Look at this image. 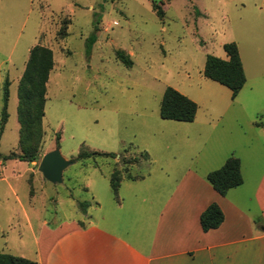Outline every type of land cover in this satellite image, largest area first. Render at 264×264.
Wrapping results in <instances>:
<instances>
[{
	"label": "rangeland",
	"instance_id": "obj_1",
	"mask_svg": "<svg viewBox=\"0 0 264 264\" xmlns=\"http://www.w3.org/2000/svg\"><path fill=\"white\" fill-rule=\"evenodd\" d=\"M153 3L164 10L163 19ZM230 43L239 46L247 76L236 99L204 76L208 56L227 60L224 46ZM36 46L51 49L55 63L43 142L34 166L20 160L0 165V178H8L0 182V229L5 231H0V254L19 255L20 236L31 244L23 210L20 226L10 220L18 199L33 219L86 223L96 203L116 201L110 181L116 169L139 179L187 172L228 149L243 161L244 172L264 170V0H0L4 156L23 154L19 87ZM7 82L8 121L2 130ZM169 87L198 104L194 122L162 119ZM58 149L75 162L65 170V183L31 177L28 172H39L43 157ZM83 152L89 155L80 159ZM104 153L116 158L97 155ZM144 153L149 160L135 161ZM128 184L123 182L120 197Z\"/></svg>",
	"mask_w": 264,
	"mask_h": 264
},
{
	"label": "crops",
	"instance_id": "obj_2",
	"mask_svg": "<svg viewBox=\"0 0 264 264\" xmlns=\"http://www.w3.org/2000/svg\"><path fill=\"white\" fill-rule=\"evenodd\" d=\"M223 151L210 160L204 157L198 169L124 179L130 182L125 196L113 203H96L86 223L33 219L9 185L18 199L10 220L20 226L22 209L23 227L31 240L27 244L20 236V253L14 256L39 264H264V170L252 167V172H244L241 161L243 184L221 196L208 175L237 157L234 150ZM0 165L4 166L3 160ZM28 173L48 182L40 172ZM2 181L8 178L3 175ZM212 204L220 206L225 219L219 228L205 232L201 216ZM5 205L10 211L8 202ZM0 231L5 233L4 228Z\"/></svg>",
	"mask_w": 264,
	"mask_h": 264
},
{
	"label": "trees",
	"instance_id": "obj_3",
	"mask_svg": "<svg viewBox=\"0 0 264 264\" xmlns=\"http://www.w3.org/2000/svg\"><path fill=\"white\" fill-rule=\"evenodd\" d=\"M154 11L163 19L165 12L162 7L153 3ZM67 36V35H66ZM228 59L224 60L215 56H208L204 76L215 81L232 92L233 99H236L247 83V76L242 62L239 46L237 43H230L224 46ZM127 66L132 62L121 56ZM54 53L51 49L36 46L31 50L30 58L20 81L18 120L20 124V148L23 154L13 152L4 156L0 154V160L24 161L27 163L37 162L39 150L43 142L44 129L43 118L45 116L47 84L54 69ZM8 82L5 86L4 109L1 114V129L3 130L8 121ZM198 104L183 95L176 89H166L161 104V117L164 120L192 123L198 113ZM128 150H126L127 152ZM96 154V153H95ZM89 154L83 152L80 159L86 158ZM104 157L116 158L114 154H97ZM149 160L148 154H142L135 161ZM126 170L116 169L111 175V187L119 201V189L124 179H139L126 176ZM144 178V177H142ZM208 180L213 188L221 195L226 196L228 192L241 186L244 182L241 172V160L237 157H230L225 165L208 175ZM88 207L84 205L83 208ZM225 216L217 204H212L201 216V225L205 232L219 228L224 222ZM0 264H39L19 256L0 254Z\"/></svg>",
	"mask_w": 264,
	"mask_h": 264
},
{
	"label": "water",
	"instance_id": "obj_4",
	"mask_svg": "<svg viewBox=\"0 0 264 264\" xmlns=\"http://www.w3.org/2000/svg\"><path fill=\"white\" fill-rule=\"evenodd\" d=\"M75 162L66 160L61 151L55 150L46 154L39 167V172L50 183L56 185L63 183V174Z\"/></svg>",
	"mask_w": 264,
	"mask_h": 264
}]
</instances>
